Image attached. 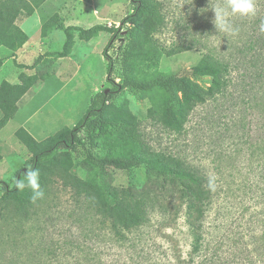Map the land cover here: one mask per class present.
I'll return each mask as SVG.
<instances>
[{
    "label": "trees",
    "instance_id": "obj_1",
    "mask_svg": "<svg viewBox=\"0 0 264 264\" xmlns=\"http://www.w3.org/2000/svg\"><path fill=\"white\" fill-rule=\"evenodd\" d=\"M45 1L0 0V48L16 52L23 47L28 37L16 21L30 17ZM128 1L133 5L132 12L119 22V27L59 26L65 35L63 57L72 48L74 32L82 40L100 32L110 34L103 55L112 87L107 93L103 90L91 98L84 117L73 128L64 127L42 141L35 140L24 128L16 130L15 137L31 155L30 167L39 169L45 196L32 203L30 189L18 191L14 184L9 187L0 180V213H11L27 221L55 185L56 191L71 195L73 206L67 218L74 222L76 231L56 242L44 240L42 264H105L100 246L120 249L129 246L136 249V259L142 260L154 253L146 246H151L155 239L161 241L162 256L152 258L162 264L236 263L231 246L221 236L209 235L206 217L212 191L201 168L183 152L154 150L144 139L128 106L109 105L125 90L143 95L150 103L148 116L165 129L182 135L191 114L212 102L216 108L227 105L241 112L256 111L261 114L264 131V0H256L255 16H234L231 22L238 34L226 37L221 48H207L196 65L182 76L145 69L157 46L156 35L169 23L165 0ZM188 1V17L192 15L200 21L198 16L204 13L209 0ZM54 18L42 25L43 33L51 28ZM124 28H127L126 45L116 57L109 56L108 49ZM197 45L194 41L162 51L173 56ZM2 64L0 57V68ZM114 74L119 75V83L110 78ZM41 80V75L22 73L18 83L1 82L0 130L15 116L20 99ZM204 80L205 86L200 84ZM97 139L109 147L121 148L125 156L98 157ZM262 140L264 155V134ZM80 147L84 158L78 162L75 157ZM141 165L146 167L143 185H113L114 170L128 171ZM25 171L21 168L15 177ZM180 220L188 239L185 253L176 238ZM262 223L259 234L255 231L243 234L234 243L240 246L243 264H264V217ZM136 264L144 263L137 260Z\"/></svg>",
    "mask_w": 264,
    "mask_h": 264
},
{
    "label": "rangeland",
    "instance_id": "obj_2",
    "mask_svg": "<svg viewBox=\"0 0 264 264\" xmlns=\"http://www.w3.org/2000/svg\"><path fill=\"white\" fill-rule=\"evenodd\" d=\"M55 4L57 11L47 12L40 24L28 29L27 42L0 69V83H18L22 73L42 76L41 82L31 88L20 102V110L14 118L0 130V180L9 187L13 186L17 171L31 165V155L15 137L16 130L24 128L35 140L42 141L64 127L73 128L84 117L91 98L112 87L103 55L110 34L100 32L89 40H82L74 32L72 48L63 57L65 35L59 26L89 28L99 24L119 27V22L133 9L128 0H55ZM224 4L225 0H209L198 21L192 15L188 17V0H165L169 23L156 35L157 46L145 69L182 76L196 65L207 48H221L230 34L216 30L214 9ZM52 16L56 18L51 28L43 33L42 25ZM194 41L198 42L197 47L178 55L166 56L162 51V48L183 46ZM126 42L127 28H124L107 54L116 57ZM5 51V48L0 49L2 53ZM124 75L130 76L129 73ZM118 76L114 74L110 78L119 83L121 79ZM200 84L205 86L207 81ZM123 104L138 120L144 139L154 150L183 152L201 168L212 191L206 217L209 235L221 236L236 256L233 264H243L240 246H234V243L243 234L252 231L259 234L263 229L264 155L261 151L264 131L261 114L241 112L227 105L220 109L210 102L191 114L184 134L176 135L148 116L150 103L145 96L125 90L109 107ZM95 147L98 157L125 156L121 148L109 147L101 139L95 140ZM75 158L78 162L84 158L82 147ZM112 173L116 187L141 186L146 180L144 165ZM56 188V185L51 188L50 194L35 207L27 221L19 220L11 213H0V264H42L45 259L42 250L46 243L75 233L74 222L67 218L73 206L72 197L56 191ZM179 224L176 238L185 253L188 250L187 234L181 228V220ZM146 247L154 252L153 256H162L160 240L155 239L151 246L148 244ZM99 250L105 256V264H136L137 260L144 264H162L154 261L152 255L136 259V249L129 246L121 249L100 246Z\"/></svg>",
    "mask_w": 264,
    "mask_h": 264
},
{
    "label": "clouds",
    "instance_id": "obj_3",
    "mask_svg": "<svg viewBox=\"0 0 264 264\" xmlns=\"http://www.w3.org/2000/svg\"><path fill=\"white\" fill-rule=\"evenodd\" d=\"M256 12V0H225L223 6L214 9L216 30L235 36L238 34V29L233 26L230 18L237 15L251 17L255 16ZM14 188L18 191L30 189L32 203L42 200L45 196L37 168L29 167L19 178L14 176Z\"/></svg>",
    "mask_w": 264,
    "mask_h": 264
},
{
    "label": "crops",
    "instance_id": "obj_4",
    "mask_svg": "<svg viewBox=\"0 0 264 264\" xmlns=\"http://www.w3.org/2000/svg\"><path fill=\"white\" fill-rule=\"evenodd\" d=\"M56 4H55V0H46L40 7H38L36 10H35V12L30 16V17H27V18H19L17 21H16V25L27 35V37H28V29L30 28V27H32L34 24H40L41 23V20H42V18L45 16V14L47 13V12H55V11H57V8H56V6H55ZM1 48H3V47H1ZM0 48V49H1ZM4 49V48H3ZM5 52H0V57L2 58V60H3V64H2V66H4V63H5V61L6 60H8V58L11 56V55H13V54H15V53H17V51L16 52H11L10 50H8V49H6L5 48ZM19 52V51H18ZM2 66H1V68H2ZM0 68V69H1ZM1 84V83H0ZM30 91V90H29ZM28 91V92H29ZM27 92V93H28ZM25 94L21 99H20V101L17 103V107H18V110H20V102L21 101H23L24 99H25V97H26V95H28V94ZM18 110H17V112H18ZM16 112V113H17ZM14 118V117H13ZM2 130V129H1Z\"/></svg>",
    "mask_w": 264,
    "mask_h": 264
},
{
    "label": "water",
    "instance_id": "obj_5",
    "mask_svg": "<svg viewBox=\"0 0 264 264\" xmlns=\"http://www.w3.org/2000/svg\"><path fill=\"white\" fill-rule=\"evenodd\" d=\"M108 92V89L104 90V93H107Z\"/></svg>",
    "mask_w": 264,
    "mask_h": 264
}]
</instances>
